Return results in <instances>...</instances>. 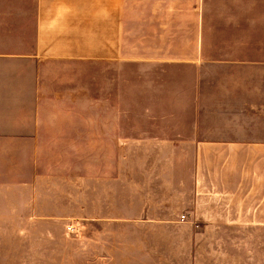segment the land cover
I'll list each match as a JSON object with an SVG mask.
<instances>
[{"label":"crops","instance_id":"1","mask_svg":"<svg viewBox=\"0 0 264 264\" xmlns=\"http://www.w3.org/2000/svg\"><path fill=\"white\" fill-rule=\"evenodd\" d=\"M42 151L104 152V206L119 152L159 230H264V0H0V183Z\"/></svg>","mask_w":264,"mask_h":264},{"label":"rangeland","instance_id":"2","mask_svg":"<svg viewBox=\"0 0 264 264\" xmlns=\"http://www.w3.org/2000/svg\"><path fill=\"white\" fill-rule=\"evenodd\" d=\"M94 155L104 152L42 151L43 181L0 183V264H264V230L164 231L143 221L136 191L122 198L115 151L104 206L89 191Z\"/></svg>","mask_w":264,"mask_h":264}]
</instances>
